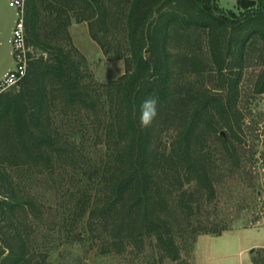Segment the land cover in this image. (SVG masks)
<instances>
[{"label":"trees","instance_id":"16d2710c","mask_svg":"<svg viewBox=\"0 0 264 264\" xmlns=\"http://www.w3.org/2000/svg\"><path fill=\"white\" fill-rule=\"evenodd\" d=\"M237 8L217 0L25 1L27 72L0 92V264H32L36 255L22 223L34 199L14 169L58 180V237L41 238L42 264L68 242L102 255L150 244L161 261L175 262L182 239L224 230L197 213L215 198V155L245 148L238 89L250 49L264 47V0H238ZM73 20L88 22L104 54L124 61L123 75L88 78L85 57L66 42ZM255 92L264 93V68ZM148 98L158 115L142 127Z\"/></svg>","mask_w":264,"mask_h":264},{"label":"rangeland","instance_id":"374dc122","mask_svg":"<svg viewBox=\"0 0 264 264\" xmlns=\"http://www.w3.org/2000/svg\"><path fill=\"white\" fill-rule=\"evenodd\" d=\"M237 1L217 0V4L223 10L238 13ZM68 32L70 37L66 42L73 45L88 62L89 79L107 83L125 73L124 61L109 59L92 39L88 22L73 20ZM182 41L178 37L175 44ZM263 68L264 47L253 46L238 89L237 113L242 118L238 133L245 140V148L221 153V156L215 155L219 159H216L218 170L215 198L209 203H203L197 213L203 225L223 227L219 235L199 234L193 240L182 239L181 259L175 262L167 259L161 261L158 252L150 244L142 252L129 249L123 255H102L97 248L90 249L87 244L81 243L72 245L63 239L61 242L65 245H57L58 252L53 255L52 264L260 263L264 257V93L255 92V83ZM207 84L211 85L209 82ZM222 132L227 136L225 129L221 135ZM99 152L102 150L96 149L90 154L99 160ZM11 171L16 178L26 180L23 182L25 191L34 199L35 207L26 216H22V223L27 226L28 232H33L31 240L36 255L32 264H42L41 238L46 237L48 242L58 237L53 232L57 223L55 212L60 210L56 203L60 195L54 188L58 180H51L52 177L40 173L30 176V173L22 170Z\"/></svg>","mask_w":264,"mask_h":264},{"label":"water","instance_id":"95a60500","mask_svg":"<svg viewBox=\"0 0 264 264\" xmlns=\"http://www.w3.org/2000/svg\"><path fill=\"white\" fill-rule=\"evenodd\" d=\"M19 20V12L11 0H0V82L14 67V54L12 47L13 30ZM146 58L153 64L150 54ZM224 136V132H222Z\"/></svg>","mask_w":264,"mask_h":264},{"label":"built area","instance_id":"2783aa9c","mask_svg":"<svg viewBox=\"0 0 264 264\" xmlns=\"http://www.w3.org/2000/svg\"><path fill=\"white\" fill-rule=\"evenodd\" d=\"M26 0H11L19 12V20L13 30L12 47L14 54V67L7 76L0 82L2 90L20 81L27 72L28 48L24 36V5Z\"/></svg>","mask_w":264,"mask_h":264},{"label":"clouds","instance_id":"9594fccd","mask_svg":"<svg viewBox=\"0 0 264 264\" xmlns=\"http://www.w3.org/2000/svg\"><path fill=\"white\" fill-rule=\"evenodd\" d=\"M157 99L148 98L141 105L140 123L142 127L150 126L158 115Z\"/></svg>","mask_w":264,"mask_h":264}]
</instances>
